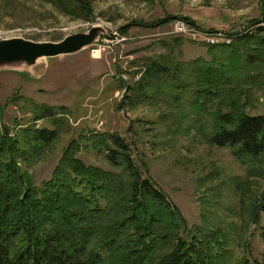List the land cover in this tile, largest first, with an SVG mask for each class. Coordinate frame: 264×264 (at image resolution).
Segmentation results:
<instances>
[{
  "label": "rangeland",
  "instance_id": "obj_1",
  "mask_svg": "<svg viewBox=\"0 0 264 264\" xmlns=\"http://www.w3.org/2000/svg\"><path fill=\"white\" fill-rule=\"evenodd\" d=\"M90 2L88 17L48 0H0V39L60 41L100 27L95 40L76 53L40 58L33 65L25 61L0 65L4 108L0 128L7 126L11 136L32 123L56 128L51 119L34 120L37 105L68 108L59 137L41 158L23 168L38 184L49 179L63 149L76 139L81 140L79 156L87 164L121 172L103 151L84 140L94 133L120 134L143 175L168 194L188 227L210 224L235 229L238 243L228 264L242 256L261 261L264 211L257 224L250 222L248 211L258 197L264 206V153L252 162L237 158L229 147L208 142L209 125L201 128L202 122L192 123L183 111L161 100L131 103L125 88L134 82L146 58L170 54L181 61L209 59L207 43L225 41L222 33L241 31L261 19L264 0ZM182 17L192 23L184 21L186 31L177 33L175 22ZM168 18L171 21L163 23ZM124 26L126 32L120 30ZM247 111L264 114V90L253 91Z\"/></svg>",
  "mask_w": 264,
  "mask_h": 264
},
{
  "label": "trees",
  "instance_id": "obj_2",
  "mask_svg": "<svg viewBox=\"0 0 264 264\" xmlns=\"http://www.w3.org/2000/svg\"><path fill=\"white\" fill-rule=\"evenodd\" d=\"M48 1L92 13L90 0ZM222 34L225 41L207 43L209 59L146 58L125 92L131 103L161 100L192 123H205L201 128L209 125L208 142L252 162L264 153V114L247 111L253 91L264 90V14L241 31ZM35 108V121L51 119L56 128L32 123L13 136L7 126L0 128V264H228L235 257V229L188 227L168 194L143 175L120 134L94 133L84 140L121 172L87 164L79 156L81 140L74 139L51 177L38 184L23 166L59 137L68 108ZM258 199L248 211L254 224L264 211ZM260 229L264 238V218ZM235 264H264V256H242Z\"/></svg>",
  "mask_w": 264,
  "mask_h": 264
},
{
  "label": "water",
  "instance_id": "obj_3",
  "mask_svg": "<svg viewBox=\"0 0 264 264\" xmlns=\"http://www.w3.org/2000/svg\"><path fill=\"white\" fill-rule=\"evenodd\" d=\"M99 28L68 35L60 41L34 42L21 37L0 39V65L16 61L33 65L40 58L76 53L95 40Z\"/></svg>",
  "mask_w": 264,
  "mask_h": 264
},
{
  "label": "built area",
  "instance_id": "obj_4",
  "mask_svg": "<svg viewBox=\"0 0 264 264\" xmlns=\"http://www.w3.org/2000/svg\"><path fill=\"white\" fill-rule=\"evenodd\" d=\"M174 29H175V32L177 33H183L186 31L187 25L183 20H177L175 22Z\"/></svg>",
  "mask_w": 264,
  "mask_h": 264
}]
</instances>
